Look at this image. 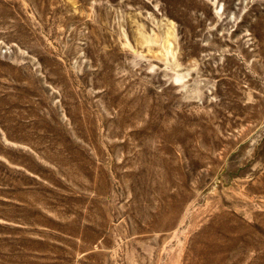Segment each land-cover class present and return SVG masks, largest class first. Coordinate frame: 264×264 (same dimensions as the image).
Listing matches in <instances>:
<instances>
[{
	"label": "rangeland",
	"instance_id": "obj_1",
	"mask_svg": "<svg viewBox=\"0 0 264 264\" xmlns=\"http://www.w3.org/2000/svg\"><path fill=\"white\" fill-rule=\"evenodd\" d=\"M0 264H264V0H0Z\"/></svg>",
	"mask_w": 264,
	"mask_h": 264
}]
</instances>
